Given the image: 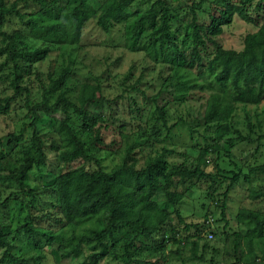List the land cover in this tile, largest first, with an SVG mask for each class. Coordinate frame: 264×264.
Listing matches in <instances>:
<instances>
[{"label":"rangeland","instance_id":"rangeland-1","mask_svg":"<svg viewBox=\"0 0 264 264\" xmlns=\"http://www.w3.org/2000/svg\"><path fill=\"white\" fill-rule=\"evenodd\" d=\"M86 1L94 14L83 23L78 41L71 43L56 40L48 24L60 21L78 0H4L6 6L16 2L19 12L6 14L0 29L16 36L18 83L24 89L15 92L12 64L0 56V231L8 241L9 255L3 257L5 247H0V264H81L100 249L105 255L98 264H264V224L257 228L247 216L264 217V172L250 171L264 164V97L256 104L233 103L224 120H206L215 89L195 84L208 80L202 74L204 66L175 65L169 60L172 53L158 47L155 26L143 22L137 28V13L152 0H136L123 22L105 19L106 29L98 22L104 0ZM163 1L172 44L182 52H188L192 44L191 6L199 1L195 6L199 23L208 22L214 7L227 3L236 7L231 22L215 37L217 46L224 49L241 50L245 36L264 21V0ZM159 15L157 8L155 25ZM32 23L37 26L32 28ZM42 24L47 27L42 29ZM4 45L0 36V47ZM43 48L47 51L37 53ZM215 49L209 43L204 63ZM97 89L100 115L89 112L90 120L84 123L75 107ZM60 93L73 105L71 126L105 171L122 163L141 168L164 151L170 166L198 167L209 176H176L171 189L183 196L175 206L156 193L160 209L170 214L164 219L153 216L150 232H140L138 225L110 226L102 243L83 242L78 256L62 255L59 247L103 227L104 216L97 213L72 223L63 219L53 184L66 169L58 157L57 114L36 121L46 158L42 170L29 173L30 191L13 177L24 156L35 154L27 103L44 98L53 103ZM6 100L8 106L3 108ZM234 173H239V180L227 193L222 217L224 191ZM175 207L187 223L197 226L185 230ZM25 227L46 231L51 238L28 233ZM205 229L212 231L211 239ZM193 241L198 243L196 249ZM77 242L75 238L73 243Z\"/></svg>","mask_w":264,"mask_h":264},{"label":"trees","instance_id":"trees-1","mask_svg":"<svg viewBox=\"0 0 264 264\" xmlns=\"http://www.w3.org/2000/svg\"><path fill=\"white\" fill-rule=\"evenodd\" d=\"M136 0H104L102 10L98 18L99 24L106 29L105 19H111L120 23L130 16L128 8ZM194 3L191 6V46L188 52H182L172 44L169 23L168 8L163 0H152L147 9L137 13V28H140L143 22H149L156 27V40L160 50L171 52L169 59L175 65H185L192 68L195 65H203L202 74L208 78L203 83H195L199 88H214L212 93V104L206 115V120H224L232 112V104L235 102L259 103L264 97V21L254 32L248 33L244 38L243 48L241 50L224 49L217 46L215 37L222 32V26L229 24L232 15L236 12V7L231 3L214 7L209 13L207 23H199ZM160 9L159 23L155 25L152 21L155 17L156 9ZM8 13L19 15L16 2L6 6L4 0H0V27L4 17ZM94 14V9L86 0H78L77 4L69 11H66L63 18L55 23L48 24V32L60 42H76L79 39L83 23ZM242 15V12L239 11ZM37 25L31 24L32 28ZM45 29L47 26H40ZM0 36L5 42L0 47V56L12 64L10 73L11 84L15 92H21L24 87L19 85V76L17 73L16 55L18 48L14 47L16 36L7 34L0 29ZM209 43L216 45V49L211 57L205 60L204 55L208 52ZM47 49L43 48L37 53H44ZM99 94L97 97L96 94ZM93 93L91 96L81 99L80 105L75 107V112L81 116L84 123H88L89 112L100 115L99 105L101 100L100 92ZM8 100V98H7ZM3 108H6L8 102ZM73 106L62 93L58 95L53 103H49L46 98L34 104H28L27 107L32 115V140L36 143L35 154H26L23 162L19 165L18 172L13 175L18 185L27 192L30 191L26 182L29 173L33 169L42 170L44 168L46 154L44 151V142L36 134V121L43 115H58L57 132L60 135L61 151L59 159L66 166V169L59 173L54 179L53 184L56 188L59 209L63 219L67 223L74 220L86 219L97 213L104 216V226L91 234H82L79 237L70 238V242L62 249L61 254L70 252L75 256L80 253V244L83 242L96 241L102 243V239L110 226L119 227L127 225L128 227L140 226V232H150V219L158 216L157 219H164L169 216V212L160 209V201L154 198L156 193H161L166 201L172 205H177L182 193L172 190L175 184L174 178L180 176L187 177H208L200 168L189 169L182 165L170 166L164 158V151L161 154L149 158L144 166L136 168L133 164L122 163L113 170L105 171L99 160L85 147L84 142L78 137L76 131L70 124L69 108ZM159 112L163 113V108L159 107ZM228 131L226 125H222ZM226 132V131H225ZM259 170L264 172V164L259 165L250 171ZM239 173H234L230 182L225 188L223 200L221 203L220 215L224 217V204L227 193L232 186L239 180ZM246 179L247 177L244 176ZM163 180V184L159 180ZM257 196V195H256ZM174 214L178 221L183 224L185 230L196 227V224L187 223L179 210L175 207ZM161 215V217H160ZM257 228L264 224V217L249 213L247 215ZM159 221V220H158ZM158 225L153 228H157ZM28 233H38L44 238L50 239L51 234L46 231L25 227ZM198 232V230H196ZM202 233V230L199 229ZM212 232V231H211ZM78 238L77 243L73 240ZM171 240L175 241L173 237ZM194 249L198 243L192 242ZM8 241L0 231V247H5L3 257H8ZM103 249L92 253L88 261L81 264H98L104 257ZM130 261V258H128ZM156 264V263H150Z\"/></svg>","mask_w":264,"mask_h":264},{"label":"built area","instance_id":"built-area-1","mask_svg":"<svg viewBox=\"0 0 264 264\" xmlns=\"http://www.w3.org/2000/svg\"><path fill=\"white\" fill-rule=\"evenodd\" d=\"M204 234H206L207 238L211 239L213 237V233L209 230H204Z\"/></svg>","mask_w":264,"mask_h":264}]
</instances>
